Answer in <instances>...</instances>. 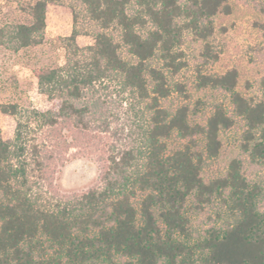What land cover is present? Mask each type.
Returning a JSON list of instances; mask_svg holds the SVG:
<instances>
[{"label":"trees","instance_id":"1","mask_svg":"<svg viewBox=\"0 0 264 264\" xmlns=\"http://www.w3.org/2000/svg\"><path fill=\"white\" fill-rule=\"evenodd\" d=\"M67 2L66 64L34 71L51 109L25 118L0 106L20 117L13 140L0 131V264H264V91L261 100L239 93L237 70L200 73L199 87L223 92L230 107L197 121L189 104L165 105L186 34L209 40L229 0H32L28 23L0 26V50L43 44L49 5ZM86 33L94 44L82 48ZM111 84L144 105L139 143L113 152L89 190L43 204L32 183H46L93 126L109 130L112 100L99 87ZM238 124L239 155L207 177V160Z\"/></svg>","mask_w":264,"mask_h":264},{"label":"rangeland","instance_id":"2","mask_svg":"<svg viewBox=\"0 0 264 264\" xmlns=\"http://www.w3.org/2000/svg\"><path fill=\"white\" fill-rule=\"evenodd\" d=\"M32 0H0V26L28 23L26 12ZM230 14H219L214 18V33L207 41H201L188 33L179 49L182 69L169 76L174 92L165 102L170 107L189 104L197 110V121H203L216 104L230 107L229 96L221 91L201 89L199 74L218 76L237 70V91L248 99L261 100L264 91V0H229ZM73 30V13L69 2L48 7L47 28L43 44L24 49L18 54L0 50V106L17 105L22 117L28 118L34 111L51 109L49 98L39 89L35 69L59 68L66 64L67 51L64 39ZM80 47L94 44L92 33L78 38ZM124 56L129 58L126 53ZM183 87V92L176 89ZM104 86V85H103ZM112 100L110 114L105 126L96 124L84 139L77 141L59 163L49 180L44 184L32 183L33 193L45 205H55L58 198L89 190L99 182L102 170L108 165L113 152L139 143L147 115L144 105L133 99L124 100L116 84L108 89L99 87ZM129 97V96H127ZM20 117L4 114L0 109V131L5 141L15 137ZM24 118V119H25ZM242 125L222 135L223 149L220 155L207 160L205 175L215 177L227 170L229 162L240 153ZM44 133L35 135L45 137ZM174 143V142H173ZM138 145V144H137ZM31 181H36L34 177Z\"/></svg>","mask_w":264,"mask_h":264}]
</instances>
